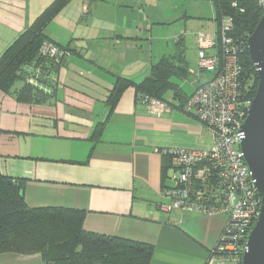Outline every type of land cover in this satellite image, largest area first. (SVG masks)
Wrapping results in <instances>:
<instances>
[{
  "label": "crops",
  "instance_id": "crops-1",
  "mask_svg": "<svg viewBox=\"0 0 264 264\" xmlns=\"http://www.w3.org/2000/svg\"><path fill=\"white\" fill-rule=\"evenodd\" d=\"M54 1L0 0V56ZM158 2L70 0L48 23L46 35L72 54L50 71L46 101L0 92V170L25 180L30 207L83 210L86 230L153 245L152 264H206L227 214L169 212L161 205L169 201L164 188L176 184L163 150L213 146L206 127L181 108L211 74L199 75L192 92L173 77L181 96L170 90L172 109L161 116L137 101L135 85L112 111L107 101L119 76L140 83L163 55L181 51L189 65L182 38L154 46V25L166 22L151 11ZM213 20L216 30L217 15ZM101 121L104 128L94 137ZM27 257L41 255L0 254V264Z\"/></svg>",
  "mask_w": 264,
  "mask_h": 264
},
{
  "label": "trees",
  "instance_id": "trees-1",
  "mask_svg": "<svg viewBox=\"0 0 264 264\" xmlns=\"http://www.w3.org/2000/svg\"><path fill=\"white\" fill-rule=\"evenodd\" d=\"M70 0H55L0 56V92L13 95L23 102H44L51 93L46 89L50 71L57 62L41 53L48 23ZM217 18L227 12L235 18V36L243 39L244 81L253 99L259 82L247 40L259 23L263 10L258 0H242L232 7L228 0H213ZM54 43L69 49L55 41ZM179 45V43H178ZM39 69L37 85L29 81ZM188 62L181 51L163 55L153 63L150 73L140 82L119 76L107 99L113 110L122 92L135 85L137 101L143 96L166 99L172 90L177 97L181 89L173 77L186 78ZM20 85H16L17 82ZM106 121L96 126L93 136L102 132ZM168 156V155H166ZM169 157V156H168ZM25 180L5 175L0 170V254L40 253L43 264H152L154 246L119 236H106L84 228L85 211L64 207H30L24 196Z\"/></svg>",
  "mask_w": 264,
  "mask_h": 264
},
{
  "label": "built area",
  "instance_id": "built-area-1",
  "mask_svg": "<svg viewBox=\"0 0 264 264\" xmlns=\"http://www.w3.org/2000/svg\"><path fill=\"white\" fill-rule=\"evenodd\" d=\"M228 1L232 7H239L242 0ZM258 4L264 12V0H258ZM234 33L235 18L224 12L219 17L218 29L210 34H197L198 76L208 73L211 78L199 84L181 107L206 127L213 138V146L163 150L171 159L176 184L164 188L163 193L169 201L161 205L162 208L169 212L227 214L206 264H242L250 229L262 206V194L239 147L242 124L252 98L244 81L243 39ZM40 51L57 62L72 54L50 40L44 41ZM39 75V69L35 70L29 81L35 85L41 83ZM140 102L156 116L172 109L169 100L153 96H143Z\"/></svg>",
  "mask_w": 264,
  "mask_h": 264
},
{
  "label": "water",
  "instance_id": "water-1",
  "mask_svg": "<svg viewBox=\"0 0 264 264\" xmlns=\"http://www.w3.org/2000/svg\"><path fill=\"white\" fill-rule=\"evenodd\" d=\"M259 82L248 115L242 124L239 147L262 194L260 214L250 229L242 264H264V13L247 40Z\"/></svg>",
  "mask_w": 264,
  "mask_h": 264
},
{
  "label": "rangeland",
  "instance_id": "rangeland-1",
  "mask_svg": "<svg viewBox=\"0 0 264 264\" xmlns=\"http://www.w3.org/2000/svg\"><path fill=\"white\" fill-rule=\"evenodd\" d=\"M151 11L159 19H166L165 23L154 25L153 43L156 49L171 46L178 38H182L190 65V76L178 81L187 92H192L200 72L199 49L195 41L197 34L214 32L217 23L213 20L217 15L213 0H159ZM175 12L178 14L177 18H170V15ZM20 84L19 81L16 83V85ZM173 183L176 182L173 181ZM20 264H43V262L41 257H27Z\"/></svg>",
  "mask_w": 264,
  "mask_h": 264
}]
</instances>
